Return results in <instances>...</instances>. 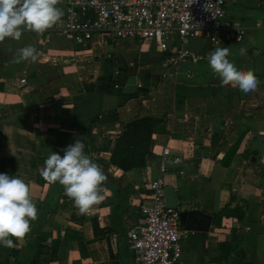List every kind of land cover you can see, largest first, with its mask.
I'll return each mask as SVG.
<instances>
[{"label":"crops","instance_id":"obj_1","mask_svg":"<svg viewBox=\"0 0 264 264\" xmlns=\"http://www.w3.org/2000/svg\"><path fill=\"white\" fill-rule=\"evenodd\" d=\"M225 1V17L246 32L218 47L231 46L228 59L260 80L248 94L220 86L203 38L189 48L195 63H168L151 41L119 40L127 45L119 42L113 68L93 54L99 37L78 49L51 28L0 42V173L23 179L38 209L25 238L0 245V264H134L127 231L147 206L145 182L163 147L181 160L162 177L183 213L174 264H264V0ZM27 45L38 59L14 63ZM141 117L163 132L152 135L143 168L122 172L108 164L110 149L121 127ZM77 139L108 176L104 199L87 214L39 174L51 152L63 156Z\"/></svg>","mask_w":264,"mask_h":264},{"label":"built area","instance_id":"obj_2","mask_svg":"<svg viewBox=\"0 0 264 264\" xmlns=\"http://www.w3.org/2000/svg\"><path fill=\"white\" fill-rule=\"evenodd\" d=\"M225 3V0H61L63 16L53 29L76 46L85 47L94 37L102 41H151L158 52L168 55L166 62L195 63L200 58L188 46L193 37L207 41L211 51L243 38L245 29L225 17ZM180 162V158L163 147L155 175L145 182L147 206L141 208L139 220L127 231L134 264H174L180 259L184 232L178 210L164 205L162 181L169 165Z\"/></svg>","mask_w":264,"mask_h":264},{"label":"clouds","instance_id":"obj_3","mask_svg":"<svg viewBox=\"0 0 264 264\" xmlns=\"http://www.w3.org/2000/svg\"><path fill=\"white\" fill-rule=\"evenodd\" d=\"M60 3L61 0H0V42L8 38L18 41L24 32L43 34L58 25L63 16ZM230 48L217 47L205 57L220 86L230 85L244 94L256 91L260 80L252 70L239 69L228 59ZM239 51L243 55L246 50ZM38 57L37 49L27 45L17 50L14 63L35 62ZM85 147L83 140L77 139L63 150V156L51 152L39 169L43 180L63 187L81 214H87L104 199L103 186L108 180ZM29 193L30 186L23 179L0 173V245L14 247V238H25L32 222L38 219V209Z\"/></svg>","mask_w":264,"mask_h":264},{"label":"trees","instance_id":"obj_4","mask_svg":"<svg viewBox=\"0 0 264 264\" xmlns=\"http://www.w3.org/2000/svg\"><path fill=\"white\" fill-rule=\"evenodd\" d=\"M163 132L160 124L150 117H141L123 125L109 152L108 164L122 172L141 169L151 153L152 135ZM95 233L96 226L91 223Z\"/></svg>","mask_w":264,"mask_h":264},{"label":"rangeland","instance_id":"obj_5","mask_svg":"<svg viewBox=\"0 0 264 264\" xmlns=\"http://www.w3.org/2000/svg\"><path fill=\"white\" fill-rule=\"evenodd\" d=\"M99 39V38H98ZM96 39V40H98ZM101 40V39H100ZM202 38L200 37H195V38H192V40L190 41L189 43V48H194V45L196 46H203V43H202ZM130 42H133V43H140V42H134L133 40H128ZM119 40L117 41H111V40H107V41H104L103 43H99L97 45H94V47H92L93 49V54L100 58L98 59L99 63H102L103 66H106V67H111L113 68L114 64L112 62V58L114 56V53L116 52H121V50L127 45V43H124V42H120L119 44ZM120 45V49L119 48V45ZM78 49H81L80 46H78ZM124 55V54H123ZM90 60V59H89ZM112 62V63H111ZM135 64H136V61H133ZM131 62V64L133 63ZM109 63H111V66L109 65ZM80 64V63H78Z\"/></svg>","mask_w":264,"mask_h":264},{"label":"water","instance_id":"obj_6","mask_svg":"<svg viewBox=\"0 0 264 264\" xmlns=\"http://www.w3.org/2000/svg\"><path fill=\"white\" fill-rule=\"evenodd\" d=\"M164 205L167 208H176V201L172 188L166 187L163 190ZM183 216V213H179V218Z\"/></svg>","mask_w":264,"mask_h":264}]
</instances>
